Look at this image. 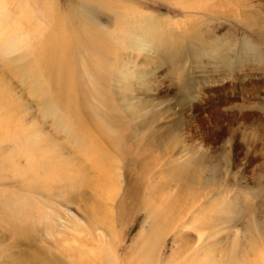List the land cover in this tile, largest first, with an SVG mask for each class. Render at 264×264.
<instances>
[{
    "label": "rangeland",
    "instance_id": "obj_1",
    "mask_svg": "<svg viewBox=\"0 0 264 264\" xmlns=\"http://www.w3.org/2000/svg\"><path fill=\"white\" fill-rule=\"evenodd\" d=\"M28 1L26 10L15 11L29 12L44 26L39 33L69 36L81 17L88 26L81 36L106 37L96 40L111 56L106 69L112 75L100 84L125 119L117 136L129 152L116 156L109 149L117 187L21 188L33 154L17 159L2 135L25 130L43 147L53 129L0 59L1 77L33 108L14 117L11 131L0 132V264H76L81 252L109 251L106 243L117 247L124 264L127 254L140 253L138 239L150 222L135 202L142 189L132 188L145 183L148 172L149 183H165L171 205L178 202L164 210L179 214L154 256L159 264L172 252L169 264H264V0H87L105 3L97 11L85 0ZM19 2L10 0L4 14L8 25L17 22L26 32L27 19L11 12ZM58 20L66 28L57 31L51 21ZM56 138L64 144L63 134ZM182 177L191 179L183 193L178 183H167ZM199 221L203 227L196 230Z\"/></svg>",
    "mask_w": 264,
    "mask_h": 264
},
{
    "label": "bare ground",
    "instance_id": "obj_2",
    "mask_svg": "<svg viewBox=\"0 0 264 264\" xmlns=\"http://www.w3.org/2000/svg\"><path fill=\"white\" fill-rule=\"evenodd\" d=\"M9 1L0 0V27L3 28V31L0 32V59H3L6 65L3 68L8 67L7 72L10 71V74L17 78L22 85V89L27 90L26 92L36 100L43 113L41 116L44 122L50 120L51 130L53 129L52 135L45 132L50 139L43 147L36 146L37 138H27L25 130L19 129L9 134L5 132L2 135L3 144L11 145L13 154L18 156L17 159L24 154L26 156L33 154L30 158L32 162L29 160L31 163L29 171H26L25 177L20 179V187L25 189L24 187L27 188L35 183L36 186L44 183L49 187L62 189L70 187L83 191H89V188L92 189V187L101 190L105 186L117 187L118 179L112 173L116 160L110 159L109 149L115 148L116 156L129 151L119 144L117 136L118 128H121L122 125L125 127V119L121 114L114 112V105L108 97L107 89H104L100 84L107 79L108 75H112L109 73L110 69H106L111 62L107 58L111 56L105 50L100 49L99 41L96 40L101 34L87 30L85 33H92L93 38L89 35L81 36L80 31L88 29L85 20L81 17L74 18L76 22H73L72 33L69 36L63 31H59L62 30L61 27H65L63 20L51 21L52 24H57L56 30L59 31V34L55 35V31L52 30L39 33L41 29H44V26L37 24L29 12L15 11L26 10L28 5L25 2L28 3V0H22L23 4L21 2L14 3L11 7L13 18H22L23 21H25L24 18L27 19L28 28L24 32L19 23L12 22L11 25L7 23L4 9ZM35 2L36 0H34ZM84 2H87L86 4L90 5L93 11H97L99 5L106 8L104 2L103 4H92L87 0ZM9 20H11L10 17ZM27 30H33L35 35L30 36ZM63 36H66L67 39L63 40ZM101 36L106 39L105 36ZM74 47L77 49L75 50ZM106 60L109 63H106ZM1 71L0 109L1 113H4V117L0 116L3 118L0 119V132L8 131V129L11 131L12 122H16L14 117L23 115L26 110L28 111L32 107L29 103L21 104L19 102L10 82L1 77ZM92 101L95 104H92ZM10 112L12 114L8 116ZM105 125L110 126V130ZM58 133L64 135V144L58 143L56 138ZM29 140L32 144L27 143ZM133 145L136 146L138 143ZM75 157L80 162H76ZM2 162L3 164L8 163L9 158H5ZM32 169L34 170L30 171ZM149 176L150 172L145 173L143 177L146 182H137L132 186L134 189H140L139 191L142 189V195L136 196L135 202L137 208L145 212V217L150 222L146 224L147 229L146 222H144L142 231L146 229L145 234L142 240L138 239L137 250L140 253L132 257L127 254L124 264H151V261L152 264H159L160 260L154 256L160 254L162 249L160 244L166 235L171 233V224L179 214H175L174 211H171L173 213L171 215L165 213L164 210L167 207L171 209L178 202L172 206V198L170 199L171 196L165 192L167 185H164L165 183L159 187L157 184L152 185L149 183ZM186 176L189 177L185 174ZM190 181L191 179L186 178L185 180L182 177L181 179L168 180L167 183H178L179 190H182L185 187L184 184H188ZM75 184L77 186H74ZM134 189L133 192L130 189L132 193H129L131 195L134 192L139 194ZM124 207L118 209L117 218L120 225L123 223ZM176 210L179 211V209ZM202 227L203 222L195 225L196 230ZM180 237L179 235L178 238ZM106 245H109V251L97 253L87 250L84 253L80 251L76 264H123L119 259L117 247L109 243ZM209 254L211 253L209 252ZM173 256L174 252L167 261L168 263L165 264L171 263L174 260Z\"/></svg>",
    "mask_w": 264,
    "mask_h": 264
}]
</instances>
